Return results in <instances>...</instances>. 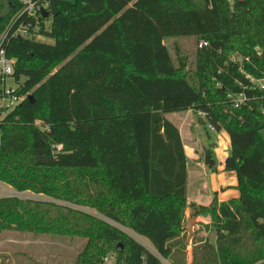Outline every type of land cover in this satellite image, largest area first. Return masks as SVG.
<instances>
[{
  "label": "trees",
  "instance_id": "trees-1",
  "mask_svg": "<svg viewBox=\"0 0 264 264\" xmlns=\"http://www.w3.org/2000/svg\"><path fill=\"white\" fill-rule=\"evenodd\" d=\"M1 2L0 34L20 10ZM49 19L41 34L54 44L10 35L0 43L16 60L19 93L33 96L1 123L0 182L111 223L6 197L0 231L84 238L75 264H106L110 254L114 264L264 263V91L247 79H264V0H51ZM189 37L194 70L165 44ZM239 94L247 99L235 108ZM190 110L205 113L207 132L210 124L229 134L225 171L237 174L240 197L200 208L216 239L197 241L188 263V163L166 115Z\"/></svg>",
  "mask_w": 264,
  "mask_h": 264
},
{
  "label": "rangeland",
  "instance_id": "rangeland-1",
  "mask_svg": "<svg viewBox=\"0 0 264 264\" xmlns=\"http://www.w3.org/2000/svg\"><path fill=\"white\" fill-rule=\"evenodd\" d=\"M4 6V3L0 0V8ZM4 9H6L4 7ZM0 11V16H1ZM4 37V32L0 34V43ZM34 40L43 42L46 44H54L53 40L44 37L41 35L40 37L34 38ZM165 44L169 48L173 59H176V49H179L180 53L188 59L189 67L194 70L196 63V50L197 43L194 38H173L165 41ZM230 59L237 60L239 62L242 61L241 56L236 53H232L230 55ZM58 69V68H57ZM56 69V70H57ZM22 83L25 79H21ZM7 84L12 87L18 86L14 79H10L7 81ZM31 94L26 95L28 98ZM5 116V113L2 114V117ZM0 117V120L1 118ZM202 135L207 138V134L205 132ZM8 187L6 185L0 184V198L6 197H17L22 200H35V201H44V202H55L61 206L70 207L73 210L81 211L83 213L89 214L98 219L110 222L106 220L102 215H100L97 211L82 207L78 205H74L71 203L59 202L55 201L51 198L36 195L31 192L27 193H19L16 190H6ZM206 217H210V215H203ZM212 222V218H211ZM111 223V222H110ZM210 225V224H209ZM195 226V225H194ZM208 225L201 224L194 233L193 238L188 241V233L186 232V243L190 248L187 250V262H192L193 260V249L197 241L199 240H208L210 243L215 242V234L214 232L208 231L205 227ZM126 231V230H125ZM130 233L135 240H137L140 244L145 246L149 251L156 254L154 248L151 244L144 242L143 238H137L132 232L126 231ZM189 242V243H188ZM87 240L84 238H76V237H67V236H52V235H35L31 233H25L21 231H0V262L1 264H75L78 255L82 252ZM187 247V248H188ZM189 252V253H188ZM113 257L115 259L114 254L108 255L107 258ZM163 264H171L169 261L160 258ZM115 261V260H114Z\"/></svg>",
  "mask_w": 264,
  "mask_h": 264
},
{
  "label": "crops",
  "instance_id": "crops-1",
  "mask_svg": "<svg viewBox=\"0 0 264 264\" xmlns=\"http://www.w3.org/2000/svg\"><path fill=\"white\" fill-rule=\"evenodd\" d=\"M166 119L179 130L187 158V208L184 229L188 222L193 219L194 236L201 224L209 225L211 223L209 216L197 214L200 208L209 207L214 201L218 204L228 203L240 197L237 174L225 171V162L231 150V140L225 130L219 133L207 132L198 113L194 110L171 113L166 115ZM203 132L207 134V138L202 135ZM205 150H208L211 155V165L205 163ZM0 184L6 185L8 187L6 190H14L5 183L0 182ZM134 235L137 238L145 239L143 241L150 244L146 238ZM190 248L188 247L187 250L189 251ZM190 261L188 263H191Z\"/></svg>",
  "mask_w": 264,
  "mask_h": 264
},
{
  "label": "built area",
  "instance_id": "built-area-1",
  "mask_svg": "<svg viewBox=\"0 0 264 264\" xmlns=\"http://www.w3.org/2000/svg\"><path fill=\"white\" fill-rule=\"evenodd\" d=\"M20 5V10L11 18L5 32L2 42L5 41L7 36L22 38V39H34L40 37L42 29L48 30L51 21L45 18L43 10L49 13V7L51 0H16ZM232 3L233 0H230ZM207 43H202L199 47H203ZM235 63H239L237 60H233ZM16 68V60L9 58L4 48L0 46V117L5 113V116L0 120L1 123L7 114L14 111L25 99L26 95L20 94V85L16 87L9 86L7 81L14 79ZM247 79L251 81L253 87L260 91H264V79H255L252 76L247 75ZM233 99L234 107L239 108L246 101L245 94H239ZM198 116L205 119L206 115L203 112H199ZM39 124V123H38ZM210 131H215V128L208 124ZM0 146H1V132H0ZM106 264H114V258H106ZM1 264V263H0Z\"/></svg>",
  "mask_w": 264,
  "mask_h": 264
},
{
  "label": "water",
  "instance_id": "water-1",
  "mask_svg": "<svg viewBox=\"0 0 264 264\" xmlns=\"http://www.w3.org/2000/svg\"><path fill=\"white\" fill-rule=\"evenodd\" d=\"M42 12H43V15H44L45 18L49 17V13L47 11L43 10ZM32 98H33V96L30 95L29 99H32ZM204 153H205V161H206L205 163H206V165H211L212 164V160H211V155H210L209 151L205 150ZM193 226H194V220L192 219V220H190L188 222V224H187V226L185 228V230L189 234L188 240H190L192 238V236H193Z\"/></svg>",
  "mask_w": 264,
  "mask_h": 264
}]
</instances>
